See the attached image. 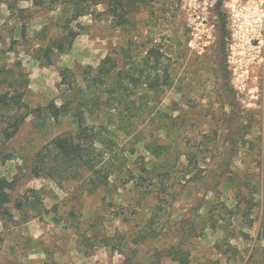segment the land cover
Here are the masks:
<instances>
[{"label":"rangeland","instance_id":"1","mask_svg":"<svg viewBox=\"0 0 264 264\" xmlns=\"http://www.w3.org/2000/svg\"><path fill=\"white\" fill-rule=\"evenodd\" d=\"M65 1L0 0V95L22 104L0 116V177L14 183L0 264H179L156 261L177 244L189 264H264V109H241L219 48L190 51L176 0H124L122 17L101 3L74 22ZM45 27L47 39L76 34L47 67L34 59ZM107 56L145 72L111 101L97 73H83ZM62 106L68 115L54 119ZM60 136L93 149L113 173L106 187L91 193L74 169L42 171L38 153L50 156ZM153 143L165 153L153 155Z\"/></svg>","mask_w":264,"mask_h":264},{"label":"trees","instance_id":"2","mask_svg":"<svg viewBox=\"0 0 264 264\" xmlns=\"http://www.w3.org/2000/svg\"><path fill=\"white\" fill-rule=\"evenodd\" d=\"M34 2V1H33ZM36 2V0H35ZM107 4L108 10L112 16L122 17L118 12L121 9H124V0H66L65 1V11L70 12V21L74 22L82 16L90 14V8L93 5L98 4ZM219 29H220V39L218 43L219 51L221 52L222 58L225 61V50H226V18L224 14H219ZM46 27L42 32L45 33L43 39L48 40L46 46H41L37 54L35 55V60L42 63L43 66H52L53 65V55L55 52H58L60 55L65 54L70 51L74 41L76 39V34L69 30L64 33L60 39H47ZM67 30V28H66ZM145 67L153 69L152 73H157L159 71V62L156 60L153 64L150 62V57L144 61ZM226 66V65H225ZM227 70V67H226ZM97 73L98 86L99 83L101 86L105 87L104 93L109 96V100L113 97H122L123 91H126V86L124 84L125 79H130L135 83L141 82L143 78V73L140 76L132 75L129 71L121 70L118 68V63L111 57L107 56L101 62L100 66L96 69H93L91 66H88L84 69L86 75L92 72ZM71 73L69 69L63 70L62 74L66 75ZM228 76L229 72L227 71ZM116 77L112 82H106L107 78ZM88 81V79H86ZM230 80V76H229ZM146 84L149 83L151 89H157V78L152 79L149 76L145 77ZM2 81L0 80V85ZM108 100V99H107ZM115 100V99H113ZM108 102V101H107ZM100 107V105H97ZM22 109V104L19 100L10 97L9 94L0 95V116L8 114L10 111L18 113ZM69 110L66 106L60 108H55L52 110L51 114L54 119H59L62 116L68 115ZM25 121V117L20 116L12 124V132L16 133L20 126ZM82 135H85L84 131H81ZM147 149L152 152L155 156H160L165 153L166 146L160 145L159 143H153L148 145ZM50 156L40 152L38 153V160L42 163V171L49 170V176H52L53 172H59L65 174L69 169H74L81 171L82 178L89 187V191L94 193L100 188H104L109 184V181L113 175L111 171L104 172L103 169L99 168V162L96 160V156L93 153V149L84 145L82 139H75L70 136H60L57 137L53 142V149L49 151ZM49 159L54 163V167L47 168L46 159ZM155 164L153 165L152 170H154ZM148 169H144L147 171ZM88 175H84V174ZM39 175V173H38ZM14 183L8 181L6 178L0 177V220L5 219L10 215L8 205L11 202L10 191L13 189ZM144 240V239H143ZM162 258H168L179 264H189V256L187 252L179 245H172L164 250H162L156 261H160Z\"/></svg>","mask_w":264,"mask_h":264},{"label":"built area","instance_id":"3","mask_svg":"<svg viewBox=\"0 0 264 264\" xmlns=\"http://www.w3.org/2000/svg\"><path fill=\"white\" fill-rule=\"evenodd\" d=\"M188 29V48L209 55L226 18L225 62L234 95L245 112L264 109V0H176Z\"/></svg>","mask_w":264,"mask_h":264}]
</instances>
